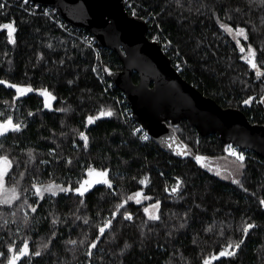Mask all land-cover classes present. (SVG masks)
Listing matches in <instances>:
<instances>
[{
	"label": "trees",
	"instance_id": "obj_1",
	"mask_svg": "<svg viewBox=\"0 0 264 264\" xmlns=\"http://www.w3.org/2000/svg\"><path fill=\"white\" fill-rule=\"evenodd\" d=\"M125 1L186 81L264 125V76L257 75L264 73V0ZM23 2L0 0V25L16 28L14 44L0 32V123L10 110L22 119L0 140V157L11 162L6 186L17 195L0 203V264L25 243L32 254L17 264H204L229 244L235 254L211 264H264V158L236 150L245 156L241 175L222 179L211 160L240 162L220 137H203L188 121L175 129L185 158L150 137L143 143L110 78L122 70L118 55L85 43L93 35L57 10ZM221 24L245 29L247 39L238 43ZM249 44L256 68L248 63ZM11 84L31 91L21 95ZM77 188L87 190L81 196ZM172 188L177 193L167 194ZM136 193L149 201L132 202ZM107 220L111 228L101 235Z\"/></svg>",
	"mask_w": 264,
	"mask_h": 264
},
{
	"label": "water",
	"instance_id": "obj_2",
	"mask_svg": "<svg viewBox=\"0 0 264 264\" xmlns=\"http://www.w3.org/2000/svg\"><path fill=\"white\" fill-rule=\"evenodd\" d=\"M30 1L56 9L69 25L118 55L122 70L110 73L111 81L162 150L187 156L175 129L188 121L203 137L216 135L226 145L264 158V125L251 123L240 109L222 107L186 81L161 44L149 38L148 23L130 15L125 0Z\"/></svg>",
	"mask_w": 264,
	"mask_h": 264
},
{
	"label": "snow or ice",
	"instance_id": "obj_3",
	"mask_svg": "<svg viewBox=\"0 0 264 264\" xmlns=\"http://www.w3.org/2000/svg\"><path fill=\"white\" fill-rule=\"evenodd\" d=\"M0 7H3V5H0ZM0 27L2 28H6L9 30V37L12 36V32L14 31L13 29V26L12 24H4V25H0ZM221 27L222 28H226L228 31H232V29H230L227 25H224V24H221ZM237 35H243L245 39H247V35H246V32H245V29L243 28H240L237 30ZM13 42L14 39H13ZM239 43V41H238ZM248 50H249V53H250V56L252 58H250L248 60V63H250L252 65L253 68H256L257 65L255 63V60H254V57H255V54H256V51L255 49L252 48V45L249 44L248 45ZM241 51L243 52L244 51V48L243 46L241 47ZM258 76H264V73H260L258 72L257 73ZM0 83H6L5 81H0ZM9 87H13V88H16L17 91L23 95L25 92L27 91H31L30 88H22L21 86L19 85H15V84H11L9 85ZM47 94V93H45ZM250 101H244L245 104L249 103ZM100 115H111V111H107L105 112L104 110H101L100 112ZM93 121V117H89V122H92ZM20 128V125L19 124H14L13 121L9 118L6 122H3V123H0V135H3L4 133H7L10 129L12 131H18ZM83 136V134H81ZM84 139H87L86 137H84ZM228 151L229 153L236 157V159L240 162V167L243 168L244 167V160H245V156L242 152H237L236 149L232 148L231 146L228 147ZM181 155H183L184 153H180ZM196 159L199 161V160H202L204 158L202 157H199L197 156ZM11 166V162L8 160V158L6 156L4 157H0V186L3 185V180H4V176L6 175L7 173V170L8 168ZM99 175L103 176L105 175L104 173H99ZM104 183H107L109 187H111V184L107 181V180H104L103 181ZM235 183L239 184L240 181L239 180H235L234 181ZM54 187H57L55 185H51V186H48L47 187V191L51 192L52 195H55V191H53V188ZM62 191H64L65 189L61 188ZM87 189L84 188V189H81V188H77L76 191L81 195L83 196L84 195V191H86ZM246 190V189H245ZM14 191V190H13ZM173 191H175V189H173ZM41 193V189L38 187L37 188V194H40ZM136 196H139L140 193H136L135 194ZM129 199H131V197H129ZM7 202V201H6ZM139 202V201H137ZM260 204L261 205H264V199H261L260 200ZM33 211H35V208H33ZM147 211V210H146ZM125 218L126 219H131V215L130 214H126L125 213ZM153 219H158V217H152ZM87 222V221H86ZM111 225H112V221L111 220H107L104 224L103 227H100L99 231H100V234L103 235L104 232H105V228H111ZM254 225L253 224H246L243 228V233L245 236H247L249 230L251 228H253ZM71 243L75 244L76 242L75 241H71ZM243 243V240H240L239 242H237L234 247L235 249H239L240 248V245ZM91 247L92 248H95L96 247V243L93 242L91 244ZM232 248H233V245L232 244H229L227 246V248L225 249H222L219 251L218 254H213L209 260H205L204 264H211V261L213 260H216L218 259L219 257H225V256H233L235 253L234 251H232ZM10 251L12 252V256L10 257V259L8 260V264H17V262L22 258V257H26V256H29L30 254V250H29V246L27 243L24 244L23 248L21 249H15V248H10ZM35 255L39 256L40 255V252H35L34 253ZM0 255H3L2 253H0ZM89 255H91V253H89Z\"/></svg>",
	"mask_w": 264,
	"mask_h": 264
},
{
	"label": "rangeland",
	"instance_id": "obj_4",
	"mask_svg": "<svg viewBox=\"0 0 264 264\" xmlns=\"http://www.w3.org/2000/svg\"><path fill=\"white\" fill-rule=\"evenodd\" d=\"M13 26V25H12ZM6 28H2L0 27V32L2 30H4ZM14 31L12 32V36L9 37V30H7L8 33V40L10 42V44H14L13 39L15 41V34H16V28L13 26ZM225 30L227 31V33L231 34L233 39L236 41H241V39H244L243 35H237V31L232 30L231 32L228 31L226 28ZM2 110L0 109V112ZM3 117H4V121L6 122L9 118L13 121L14 124H19L22 122V119L19 117L20 114L17 112V114L13 111L10 110L9 112H4L2 113ZM11 130V129H10ZM6 133H4L3 135H0V140L5 136ZM211 165L214 166L216 173L220 176V178L225 179V180H232L235 179L237 177H239L241 175L242 172V168L239 166L238 163H236L233 160L227 159V158H218V159H213L211 160ZM11 169V166L8 168L6 175L4 176V180H3V185L0 186V203H11L15 198H16V193L14 191H10L8 190L7 186H6V177L9 173ZM7 201V202H6ZM132 202L136 203V204H143L147 201H149V198H147L146 196H133L132 197ZM139 201V202H137ZM157 212V207L156 206H151L149 208V213L151 216H155Z\"/></svg>",
	"mask_w": 264,
	"mask_h": 264
},
{
	"label": "built area",
	"instance_id": "obj_5",
	"mask_svg": "<svg viewBox=\"0 0 264 264\" xmlns=\"http://www.w3.org/2000/svg\"><path fill=\"white\" fill-rule=\"evenodd\" d=\"M18 1H20V0H18ZM24 2V5L25 4H27L28 2H30V0H23ZM56 10V9H55ZM85 43H88V44H90L91 42H94V41H96L95 39H94V37L93 36H86L85 37ZM126 99V98H125ZM126 103H127V101H125ZM127 105H128V103H127ZM124 112V118H125V120L127 119V120H129L131 123H133V131H134V134H136V135H139V138H140V140L144 143H146L148 140H149V134L144 130V128H143V126L135 119V117H134V113H133V110H132V108L128 105V107L127 108H125L124 110H123ZM173 189H175V191H173ZM175 193H177V189L176 188H172V189H170V190H168L167 191V194H169V195H173V194H175Z\"/></svg>",
	"mask_w": 264,
	"mask_h": 264
}]
</instances>
